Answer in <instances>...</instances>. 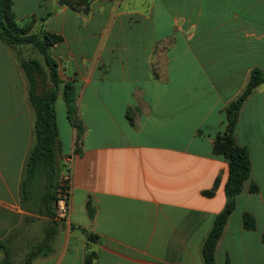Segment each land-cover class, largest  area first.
<instances>
[{
    "label": "crops",
    "instance_id": "obj_1",
    "mask_svg": "<svg viewBox=\"0 0 264 264\" xmlns=\"http://www.w3.org/2000/svg\"><path fill=\"white\" fill-rule=\"evenodd\" d=\"M14 12L21 24L35 17L32 31L63 37L52 55L61 78L56 115L62 103L67 116L63 134L57 121L58 163L71 161L72 201L52 251L32 264H86L90 252L95 264H204L201 246L224 207L228 176L213 141L224 107L253 69L264 72V0H91L87 11L64 0H14ZM69 81L84 127L77 151ZM33 122L17 50L0 42V241L23 225L14 259L15 243L39 239L50 220L41 214L45 174L22 198ZM235 135L250 151L251 174L216 264H264V80L243 103ZM217 178L214 194H204ZM246 211L255 229L244 227Z\"/></svg>",
    "mask_w": 264,
    "mask_h": 264
},
{
    "label": "trees",
    "instance_id": "obj_2",
    "mask_svg": "<svg viewBox=\"0 0 264 264\" xmlns=\"http://www.w3.org/2000/svg\"><path fill=\"white\" fill-rule=\"evenodd\" d=\"M73 8H83L87 11L91 0H64ZM35 17H30L25 23L18 22L14 12V0H0V42L17 50L18 62L22 68L28 85V102L32 109L33 142L26 157L24 176L22 181V198L27 199L29 192L25 187L36 180L38 174H45L47 187L41 198L43 210L41 214L50 217V220L42 228L39 239L33 240L27 247L21 264H32L33 261L52 251V246L60 229V221L55 218L58 191V178L65 166H60L58 156L61 152V139L57 124L56 99L60 92L61 78L58 72V63L52 55V46L60 42L63 37L46 29L37 32L32 31ZM31 46L42 56L24 57L21 55L23 46ZM264 80V72L253 69L248 83L242 93L225 107V127L218 132L213 141V152L223 156L228 163V176L224 185L226 201L222 210L215 216L213 224L209 229L201 246L204 264H216V246L220 240L224 227L236 208L237 196L242 191L244 183L251 174V157L248 147L238 144L236 141V129L240 116V110L252 93L254 88ZM64 99L66 101L68 118L75 126V150H79L84 133L83 125L76 120V90L74 83L69 81L63 87ZM132 122V118L129 117ZM219 178L214 182L211 189L204 190V194L213 195L218 186ZM251 191H256L257 186L251 184ZM89 214H93V208L89 205ZM26 222L30 218L25 219ZM242 222L246 229L256 228V219L252 213L246 211L242 215ZM24 231V227L18 226L8 236L0 241L2 258L0 264H15L12 249L13 244ZM86 232L91 241H97L98 236ZM264 240V234H263ZM96 252L86 255V264H95ZM225 264H230L229 260Z\"/></svg>",
    "mask_w": 264,
    "mask_h": 264
},
{
    "label": "built area",
    "instance_id": "obj_3",
    "mask_svg": "<svg viewBox=\"0 0 264 264\" xmlns=\"http://www.w3.org/2000/svg\"><path fill=\"white\" fill-rule=\"evenodd\" d=\"M71 161L67 163L65 169L61 172L58 178V191L57 199L55 202L56 213L55 218L59 221L64 220L68 217L72 201V192H71Z\"/></svg>",
    "mask_w": 264,
    "mask_h": 264
},
{
    "label": "rangeland",
    "instance_id": "obj_4",
    "mask_svg": "<svg viewBox=\"0 0 264 264\" xmlns=\"http://www.w3.org/2000/svg\"><path fill=\"white\" fill-rule=\"evenodd\" d=\"M21 55L24 57H39L40 59H42V56L39 54V52L32 48L31 46H23L21 49ZM77 103V102H76ZM72 115H74V117H76V110L74 112V114L72 113ZM67 116L65 115V111L64 108L62 106V103H58L57 106V121L60 125V129L62 131L63 134V120L64 118H66ZM41 224H44V222H38L37 226H40ZM27 239H23L21 241H18L15 243V264H21L22 258L24 256L25 250L27 249V243H26Z\"/></svg>",
    "mask_w": 264,
    "mask_h": 264
}]
</instances>
